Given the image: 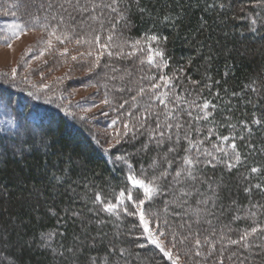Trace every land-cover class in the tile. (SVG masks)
Segmentation results:
<instances>
[{
    "label": "trees",
    "instance_id": "trees-1",
    "mask_svg": "<svg viewBox=\"0 0 264 264\" xmlns=\"http://www.w3.org/2000/svg\"><path fill=\"white\" fill-rule=\"evenodd\" d=\"M63 3L0 0V21L44 33L48 24L57 35L68 33L64 43L91 52L99 45L75 40L100 35L104 43L112 33L114 43H127L123 56H103L87 77L109 101L99 119L81 114L89 103L40 95L0 74V107L14 121L11 129L0 121V264H171L141 235L139 217L123 211L134 209L130 201L119 215L104 210V203H120L122 191L143 198L128 176L150 180L165 168L170 175L158 181L162 191L144 209L150 220L155 213L166 233L201 239L198 246L192 236L177 245L181 264H219L221 257L223 264H264V0H79L78 6L72 0L61 8ZM151 35L167 37L151 42L164 53L156 63L147 60ZM135 41L139 51L128 55ZM162 76L172 83L165 86ZM161 93L168 96L158 99ZM206 101L210 107L202 110ZM33 113L46 120L33 121ZM257 119L260 124L253 123ZM106 131L113 132L112 145ZM160 132L166 135L157 144ZM185 133L203 143L189 147ZM233 142L241 160L229 168ZM186 156L197 163L184 165ZM181 167H191L195 179L185 172L177 183L173 176ZM253 227L261 231L248 237L249 247L229 242ZM165 245L171 248L167 240ZM196 249L203 254L195 255Z\"/></svg>",
    "mask_w": 264,
    "mask_h": 264
},
{
    "label": "snow or ice",
    "instance_id": "snow-or-ice-1",
    "mask_svg": "<svg viewBox=\"0 0 264 264\" xmlns=\"http://www.w3.org/2000/svg\"><path fill=\"white\" fill-rule=\"evenodd\" d=\"M115 3H116V0H113V4H115ZM65 4L72 6V0H64V3L60 4V7L64 8ZM78 5H79V0H77V6ZM51 6H52L51 3H49V7H51ZM92 7L95 8L96 5L93 4ZM105 7L112 8L113 11H116V8H114L112 4L105 5ZM79 10L87 11L86 8H80ZM36 19L38 20L39 18L37 17ZM53 19H57V18L53 17ZM59 20L62 21L63 17H60ZM43 27L47 31L48 39L44 40V44L46 45V47L41 51V55H43L44 52H47V51H50L53 49V47H54L53 39H52L53 37L55 38L56 41L60 42L61 44H63L66 40L69 39L68 33H62L61 35H57V28L56 27L49 28L48 24H44ZM26 30H27V26L23 25V24L9 25L8 31L10 32V35L4 36V42L7 43L9 47H11V43H10L11 39L13 37L19 38L20 35H22ZM166 40H167V37H158L156 35H151V36L146 38L145 43H147L149 45L148 51L150 53L147 57V60L149 63H156V57L157 56H159L161 59H163V57H164V53L162 50H156V49H153L151 47V42L157 41L159 43V42L166 41ZM100 41H101L100 35H96L93 38V40H90V41L89 40L81 41L80 39L75 40L76 44L87 43V44H98L99 45V48L96 50V52L89 51L86 53H80L81 57H84V56L93 57V66L94 67L99 66L100 59L105 55H107V56H114V55L115 56H123L124 55L123 47H124V44L127 43V41H125L124 43H114L112 33H109L106 36L104 43H101ZM140 43H141L140 41H135L134 43H132V45H131L132 52L128 53V55H135V53L137 51H139ZM112 49H118V50L113 51ZM29 51H31V49H29ZM68 51H69L68 48L65 47L63 49V52H61V55L68 53ZM72 59L75 60V59H77V57L72 56ZM141 62L143 63V61H141ZM161 66H166V63L157 64V67H161ZM89 70L91 71V69H89ZM160 79L163 81L165 86L172 83L171 77L162 76V77H160ZM152 87L154 89L160 88L161 84L154 83L152 85ZM144 92H145V89L140 88L138 94L142 95V94H144ZM167 96H168V93H161L160 96H158L157 98L158 99L160 97L166 98ZM132 99L135 100L136 97H132ZM161 102L163 103V100H161ZM103 103L108 104L109 101L106 99L103 101ZM124 103H128V101H125ZM122 106L123 105H121V107ZM209 107H210V102L206 101L202 105V110L208 109ZM188 115H191V113H188ZM208 115H211V113L206 112L205 118H207ZM253 123L260 124L261 121L259 119H257V120H254ZM167 127L172 128L173 126L171 124H169V125H167ZM175 127L177 129H180L182 126L180 124H176ZM165 135L166 134L164 132H160L159 136L161 137V139L157 140L156 143L157 144L163 143V138L165 137ZM183 138L188 140L189 147L196 146V144H198V143H203V141H199V142L192 141L189 138V136L187 135V133H185ZM167 139L171 140L172 136H170V135L167 136ZM175 139L177 142H179V140L181 139L180 135H176ZM222 139L227 140L228 137H223ZM236 147H237V145L233 142L231 144V148L233 149V152H234V155L232 157L234 163H228L227 166L229 168L234 167L240 163L241 157H240L239 152L235 151ZM174 151H176L175 148L169 149V152H174ZM220 151H224V150L220 149ZM225 154H227V153H225ZM209 155H210V153H209ZM166 163L168 164V168H171L172 161L168 160V161H166ZM195 163H197V161L192 156H186L183 158V164L184 165L192 166ZM208 163H211V161H209ZM258 171H259V169L255 168V167H253L251 169V172H253V173H256ZM185 172H186V175L188 178H191L193 180L195 179V177L192 174L191 167H189L188 169H185L183 167L179 168L178 170L175 171L173 179L177 183H179V178H181L182 173H185ZM169 175H170V173H169L168 169L165 168L160 173L159 176L154 177L150 180L138 179L136 176H133V175L128 176V180L131 182L132 187L139 189V190H142L143 198L133 199V196L130 192L126 194L125 192L122 191L120 193V196H119L120 203L119 204L113 203V202L104 203V210L109 212V213H115L116 215H119V212L117 210L119 208H121V206L124 204L125 199L130 201L131 204L134 205V209L132 211H129L128 207H123V211L130 216H138L139 217L140 223L142 225L141 235L144 236L151 245L155 246V248L158 249L159 253L161 254V257L166 258V261H170L171 264H181V256H180L179 251L173 252L172 249H176L178 244H184L185 242H187L189 240V236H192L194 238V245H196V246L201 245V243H202L201 239L195 233H189V235H185V236H179L174 231L166 233L164 231V229L161 228L158 219H155V213L152 214L154 219L150 220L148 218V214L145 212V209H144L145 203L151 201L156 195H159L160 192L162 191L158 181L168 177ZM257 187H260V186L257 185ZM246 191H250V189H246ZM96 200L98 202L103 203V200L101 199V197L99 195H97ZM164 223H165V226H167V221H165ZM153 229H155V230H153ZM258 231H261V229L253 227L251 229V231L245 232L240 237L239 240H230L229 242L231 244H241V241H244V243L241 244V246L242 247H249V245L247 243L248 237L252 236L254 233H257ZM161 237H163L164 239H161ZM165 240H167L168 243L171 244V248L166 247ZM203 243H205V244L209 243L207 237L204 238ZM139 246L145 247V245H139ZM212 248L213 249L215 248L214 244L212 245ZM120 251H124V250L121 249ZM189 251H191V249H189ZM187 254L188 253L185 252V255H187ZM202 254L203 253L199 249H196L195 255L199 256ZM208 254L211 255V252H209ZM219 264H223L222 257L220 258Z\"/></svg>",
    "mask_w": 264,
    "mask_h": 264
},
{
    "label": "rangeland",
    "instance_id": "rangeland-1",
    "mask_svg": "<svg viewBox=\"0 0 264 264\" xmlns=\"http://www.w3.org/2000/svg\"><path fill=\"white\" fill-rule=\"evenodd\" d=\"M3 9L0 8V10ZM12 24L20 23L15 20L0 21V33L3 39L4 36L10 35L8 26ZM46 39H48L47 33L27 27L19 38L11 39V47L7 43H0V74L7 79L19 82L22 86L32 87L39 91L40 95L42 93L45 96L66 95L67 99L89 103L86 105L88 107L83 109L82 113L80 112L81 114L92 115L98 119L105 117L106 112H101L105 99L99 97L97 89L87 83V77L93 72V58L80 56V53H86L89 50L82 47L79 49L71 43L61 44L53 37V49L41 55V51L46 47L44 44ZM65 47L69 51L61 55ZM72 56H76L77 59L73 60ZM0 111V121L5 129L13 128L12 117L6 113L4 108L0 107ZM31 119L40 122L45 121L46 116L42 113H33ZM105 135L108 139L106 144L112 145L113 132L106 131ZM172 250L173 252L179 251V249Z\"/></svg>",
    "mask_w": 264,
    "mask_h": 264
}]
</instances>
